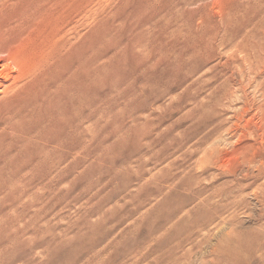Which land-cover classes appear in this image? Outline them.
I'll list each match as a JSON object with an SVG mask.
<instances>
[{"label": "rangeland", "instance_id": "1", "mask_svg": "<svg viewBox=\"0 0 264 264\" xmlns=\"http://www.w3.org/2000/svg\"><path fill=\"white\" fill-rule=\"evenodd\" d=\"M189 1L73 0L69 121L0 133V264H264V0Z\"/></svg>", "mask_w": 264, "mask_h": 264}, {"label": "bare ground", "instance_id": "2", "mask_svg": "<svg viewBox=\"0 0 264 264\" xmlns=\"http://www.w3.org/2000/svg\"><path fill=\"white\" fill-rule=\"evenodd\" d=\"M192 2L195 4V0ZM73 8V0H0V133L7 134L9 141L15 144L28 139L29 143L30 139L51 142L59 129L58 123L70 119L74 66L70 15ZM240 89L243 91V87ZM261 95L264 98V94ZM247 103H243L244 106ZM5 138L0 137V140Z\"/></svg>", "mask_w": 264, "mask_h": 264}]
</instances>
